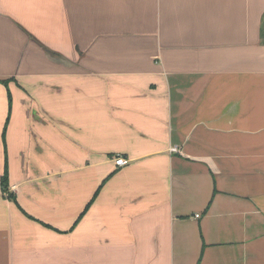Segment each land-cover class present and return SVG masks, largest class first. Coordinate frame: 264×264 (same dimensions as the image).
<instances>
[{
	"label": "crops",
	"instance_id": "crops-1",
	"mask_svg": "<svg viewBox=\"0 0 264 264\" xmlns=\"http://www.w3.org/2000/svg\"><path fill=\"white\" fill-rule=\"evenodd\" d=\"M263 30L264 0H0V264H264Z\"/></svg>",
	"mask_w": 264,
	"mask_h": 264
},
{
	"label": "built area",
	"instance_id": "built-area-1",
	"mask_svg": "<svg viewBox=\"0 0 264 264\" xmlns=\"http://www.w3.org/2000/svg\"><path fill=\"white\" fill-rule=\"evenodd\" d=\"M115 163L119 166H125L129 163V160L127 158L124 157H118L115 159ZM199 216V214H197V217Z\"/></svg>",
	"mask_w": 264,
	"mask_h": 264
},
{
	"label": "trees",
	"instance_id": "trees-1",
	"mask_svg": "<svg viewBox=\"0 0 264 264\" xmlns=\"http://www.w3.org/2000/svg\"><path fill=\"white\" fill-rule=\"evenodd\" d=\"M3 184L5 185V187L7 186V172L5 173V175L3 177Z\"/></svg>",
	"mask_w": 264,
	"mask_h": 264
},
{
	"label": "rangeland",
	"instance_id": "rangeland-1",
	"mask_svg": "<svg viewBox=\"0 0 264 264\" xmlns=\"http://www.w3.org/2000/svg\"><path fill=\"white\" fill-rule=\"evenodd\" d=\"M263 33H264V30H263Z\"/></svg>",
	"mask_w": 264,
	"mask_h": 264
}]
</instances>
